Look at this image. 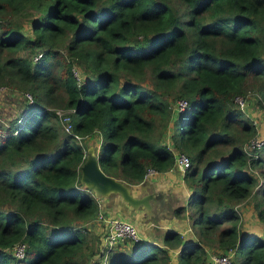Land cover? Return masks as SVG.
I'll use <instances>...</instances> for the list:
<instances>
[{
    "label": "trees",
    "instance_id": "1",
    "mask_svg": "<svg viewBox=\"0 0 264 264\" xmlns=\"http://www.w3.org/2000/svg\"><path fill=\"white\" fill-rule=\"evenodd\" d=\"M0 86L21 96L0 110V264H171L178 248V264L229 249L264 264V237L241 232L242 204L264 223V142L246 152L259 132L234 100L264 110V0H0ZM95 136L100 168L131 184L187 156L173 214L193 240L168 230L103 253L110 214L80 181Z\"/></svg>",
    "mask_w": 264,
    "mask_h": 264
},
{
    "label": "crops",
    "instance_id": "2",
    "mask_svg": "<svg viewBox=\"0 0 264 264\" xmlns=\"http://www.w3.org/2000/svg\"><path fill=\"white\" fill-rule=\"evenodd\" d=\"M93 140L95 141V148L97 147L96 149L98 150L100 137L95 136ZM144 180L147 181L145 184L146 192L151 193L152 191H159L165 196V208L161 210L157 203L154 207L155 214L150 219L143 220L145 216L144 212L141 209H132L122 201L118 195H111L98 201L99 209L121 219L135 222V227L137 228L141 240L154 241L158 238L161 239L163 231L168 230L180 233L184 239L183 243H187L191 239L193 240L194 236L189 219L177 217L173 214L176 207L186 206L187 199L191 192L183 179V172L174 165L165 171L152 174ZM138 185H140V183ZM242 205L244 208L242 207L241 209V232H256V234H259L260 229L258 222L260 221L256 219L252 206L250 204ZM183 213L189 214V209L186 208ZM249 219L253 220L252 223L254 224H251L253 225V229H246L247 227L249 228L248 225L244 227L245 222ZM260 223L263 225L262 231H264V223ZM96 228H100V226ZM179 249L180 248L170 250L171 264H178L177 254Z\"/></svg>",
    "mask_w": 264,
    "mask_h": 264
},
{
    "label": "built area",
    "instance_id": "3",
    "mask_svg": "<svg viewBox=\"0 0 264 264\" xmlns=\"http://www.w3.org/2000/svg\"><path fill=\"white\" fill-rule=\"evenodd\" d=\"M73 73L77 78H79V73L74 72ZM27 97H30L28 93H26ZM235 102L237 103L238 108L244 112L246 107L248 106V103L246 101V98L242 96L235 97ZM174 108L178 111H183L187 108V102L185 99H179L172 103ZM58 110H55V112L61 117L62 121H64V127L65 130L68 132L70 131V125L68 124V113L70 110H62L57 108ZM67 114V115H66ZM252 119V118H251ZM253 120V119H252ZM254 121V120H253ZM255 122H253L254 124ZM77 138L80 139L81 137L77 135ZM264 142V139L258 136V133L250 139L244 146V149L246 152H250L251 149L254 147H260ZM175 166L184 172L185 168L188 167L189 161L186 155L183 153H175ZM157 173V171L153 170L152 168L147 169V171L144 173V178ZM97 220L101 221V228L104 230V239L102 245L106 246L105 250H102L103 253L106 255L108 254L114 246L122 242L124 240H132V241H140L141 238L139 237V233L137 231V228L129 221L123 220L119 217H115L112 215H106L102 211H99L97 214ZM24 249L25 245L24 243H18L15 244L13 247V254L16 257H23L24 255ZM234 250L229 249L226 251H220V252H213L208 251L207 257L205 259V262L203 264H234L232 261ZM106 259L104 258L103 261Z\"/></svg>",
    "mask_w": 264,
    "mask_h": 264
},
{
    "label": "water",
    "instance_id": "4",
    "mask_svg": "<svg viewBox=\"0 0 264 264\" xmlns=\"http://www.w3.org/2000/svg\"><path fill=\"white\" fill-rule=\"evenodd\" d=\"M80 181L98 201L118 195L132 209H141L145 215L143 220L153 217L157 203L161 210L165 208L164 194L159 191L146 192V180L140 185L131 184L103 172L98 164V151L93 145H88L85 150L80 165Z\"/></svg>",
    "mask_w": 264,
    "mask_h": 264
},
{
    "label": "rangeland",
    "instance_id": "5",
    "mask_svg": "<svg viewBox=\"0 0 264 264\" xmlns=\"http://www.w3.org/2000/svg\"><path fill=\"white\" fill-rule=\"evenodd\" d=\"M74 67V72L76 73H79L76 65L73 66ZM147 87H150L151 86V81L149 79V77H147L144 82H143ZM10 92H7L6 89H4L2 86H0V110L5 112V113H9V111H14L15 108H14V102L18 101L21 96L18 94V93H13L12 95L9 94ZM252 96L251 93H248L247 94V97H250ZM58 110V109H56ZM244 114L252 120V123H254L255 127L258 129V136L263 138L264 139V110L262 108H260L256 103L254 104H250L246 107V109L244 110ZM90 144V140L88 141L87 145ZM264 179L263 178H260V183H263ZM178 208V207H176ZM175 208V209H176ZM244 208V207H243ZM247 222V223H246ZM245 224H244V227H246V225L249 226V228L247 227L246 229H253V225L251 224H254L252 223L253 220L249 219L248 221H246ZM135 225V222H132ZM259 224V229H260V233H259V236H262L264 237V231H262L263 229V225L258 222ZM95 227V226H94ZM95 257H93L94 259ZM232 259L234 260V254L232 256ZM100 264H106V260L105 261H101ZM235 264V262H234Z\"/></svg>",
    "mask_w": 264,
    "mask_h": 264
},
{
    "label": "clouds",
    "instance_id": "6",
    "mask_svg": "<svg viewBox=\"0 0 264 264\" xmlns=\"http://www.w3.org/2000/svg\"><path fill=\"white\" fill-rule=\"evenodd\" d=\"M99 137H100V139H101V136H99ZM99 144H100V143H99ZM90 145H92V144H90ZM93 146H94V145H93ZM95 149H96V148H95ZM96 150H97V149H96ZM97 151H98V150H97ZM146 178H147V177H146ZM146 178H143V180L146 179ZM143 180H142V181H143ZM142 181H141V182H142ZM141 182H140V183H141ZM138 184H139V183H138ZM115 217H116V216H115ZM123 220H124V219H123ZM126 221H128V220H126ZM129 222H130V221H129ZM132 224H133V223H132ZM133 225H134V224H133ZM134 226H135V225H134Z\"/></svg>",
    "mask_w": 264,
    "mask_h": 264
}]
</instances>
